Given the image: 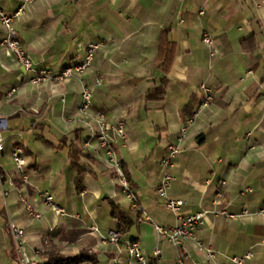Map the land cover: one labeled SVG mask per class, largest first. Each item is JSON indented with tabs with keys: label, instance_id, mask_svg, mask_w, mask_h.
<instances>
[{
	"label": "crops",
	"instance_id": "crops-1",
	"mask_svg": "<svg viewBox=\"0 0 264 264\" xmlns=\"http://www.w3.org/2000/svg\"><path fill=\"white\" fill-rule=\"evenodd\" d=\"M23 4L0 0V11L10 15ZM14 29L34 71L52 76L82 61L91 44L99 48L84 74L35 85V72L0 45V264H21L11 223L24 230V251L38 264L50 253L96 258L82 264H136L126 250L130 241L154 264H227L248 252L254 254L248 264H264V0H33ZM164 31L176 44L168 74L158 63ZM206 32L214 40L213 58L202 41ZM6 38L0 24V42ZM203 83L215 99L188 130L168 198L182 201L185 214L210 213L197 232L202 248L192 241L177 248L155 228L179 224L157 194L160 161L196 112ZM85 87L92 104L84 114ZM158 87L164 99L149 101ZM99 116L111 125L125 121V141L113 138V147L129 193L105 166V151L93 137ZM16 151L27 162L22 170L13 160ZM47 194L63 215L44 204ZM27 206L42 218H31ZM114 207L131 223L118 244L105 242L119 230ZM244 208L250 215L234 220L214 213Z\"/></svg>",
	"mask_w": 264,
	"mask_h": 264
},
{
	"label": "built area",
	"instance_id": "built-area-1",
	"mask_svg": "<svg viewBox=\"0 0 264 264\" xmlns=\"http://www.w3.org/2000/svg\"><path fill=\"white\" fill-rule=\"evenodd\" d=\"M23 1L24 4L20 6L13 14L9 15L0 11V24L3 25L7 30V38L0 42V45H7L10 50L17 54L18 59L25 71L28 73H34L35 71L33 69V64L30 59L26 57L24 51L22 50L20 43L18 42L17 32L14 29L15 21L24 13L25 4L33 2V0ZM203 14L204 12L200 13V15ZM202 41L205 45L211 48L210 56L212 58L215 57L217 53L213 49L214 40L208 32L204 33ZM98 48L99 45L91 44L86 50L85 57L82 59V61L70 65L56 76H52L45 70H38L35 72V77H33L30 82L37 85L43 83V81L45 80L65 81L73 78L76 75H82L92 67L95 51ZM201 90L203 97L198 105L196 112L184 121L183 125L181 126L180 133L177 136L176 143L170 144L168 146L166 154L160 161L162 178L157 188V194L160 198L166 199L167 207L172 212L177 214L179 224L171 228L159 226H156L155 228L160 239L172 244L177 248H181L186 241H192L197 247L202 248V243L197 236V232L202 226L205 225L208 214L210 213L208 211H203L196 214H185L181 212V206L183 205L182 201L171 200L168 198V191L173 181L175 180V176L173 174L175 160L177 156L183 152V145L188 139V130L195 123L198 115L208 110L215 99L213 90L209 86H207V84L203 83L201 85ZM91 104L92 90L85 87L81 94V111L84 114L87 113L91 108ZM97 123L99 129L93 137L97 140L99 147L105 151L106 158L104 160V164L108 169L114 171L117 174L118 180L124 188V192L129 193V182L122 172L120 163L116 158L113 147V138H116V140L125 141V121L124 119H121L116 124L111 125L105 121V118L103 116H99L97 119ZM4 128V119L0 117V154L4 152ZM248 136H250V134H248ZM12 156L19 170H22L27 165L26 160L21 157L20 151L14 152ZM23 178L27 180L26 177L23 176ZM225 185L226 182L223 181L220 182L217 186L216 197L218 199V202L223 198L222 189ZM129 196L131 197V195ZM21 200L24 201V198L21 197ZM43 202L45 205L49 206L56 214H64V210L54 203V198L52 195H45L43 197ZM26 209L31 218H42V215L34 210L31 206H27ZM214 213L222 215L227 220H234L250 215V212L247 208H244L238 214L230 213L226 210L215 211ZM148 220L151 221L150 218H148ZM9 230L12 236H14L17 241L18 252L22 256L21 264H38L35 260L29 258L24 251V230L15 223H11L9 225ZM105 242L118 244L121 242V234L119 233V231L110 232L108 238L105 239ZM126 250L128 254L136 261V264H154L143 253L138 241L127 242ZM205 251L209 257H213V251L211 249L207 248ZM155 255L156 257H159L160 252L157 250L155 252ZM253 257L254 254L252 252H248L240 257L229 258V263L227 264H248V262L251 261Z\"/></svg>",
	"mask_w": 264,
	"mask_h": 264
},
{
	"label": "trees",
	"instance_id": "trees-1",
	"mask_svg": "<svg viewBox=\"0 0 264 264\" xmlns=\"http://www.w3.org/2000/svg\"><path fill=\"white\" fill-rule=\"evenodd\" d=\"M175 53H176V44L173 41H171L169 37V32L167 31L162 32L159 38L158 63L163 73L168 74L170 72L175 57ZM165 95L166 93L164 87H158L148 95L147 99L149 101H162ZM86 173L87 170H82L78 175L77 188L79 191L82 190V179ZM113 217L119 224V230H118L119 233L121 234V236H124L127 233L129 227L131 226V223L129 222V220L122 217L120 211L116 207H114L113 210ZM87 262L95 263L96 258L94 256L81 254L80 256L73 259H66L59 254L50 253L48 257L39 264H82Z\"/></svg>",
	"mask_w": 264,
	"mask_h": 264
}]
</instances>
